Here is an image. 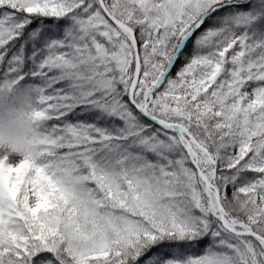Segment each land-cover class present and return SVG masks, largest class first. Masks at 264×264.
Listing matches in <instances>:
<instances>
[{"label":"snow or ice","instance_id":"obj_1","mask_svg":"<svg viewBox=\"0 0 264 264\" xmlns=\"http://www.w3.org/2000/svg\"><path fill=\"white\" fill-rule=\"evenodd\" d=\"M0 264H264V0H0Z\"/></svg>","mask_w":264,"mask_h":264}]
</instances>
